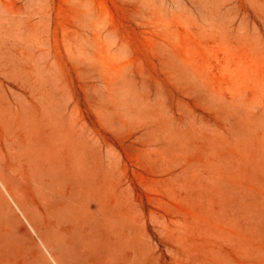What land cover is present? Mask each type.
Returning <instances> with one entry per match:
<instances>
[{
    "label": "rangeland",
    "instance_id": "obj_1",
    "mask_svg": "<svg viewBox=\"0 0 264 264\" xmlns=\"http://www.w3.org/2000/svg\"><path fill=\"white\" fill-rule=\"evenodd\" d=\"M0 264H264V0H0Z\"/></svg>",
    "mask_w": 264,
    "mask_h": 264
}]
</instances>
